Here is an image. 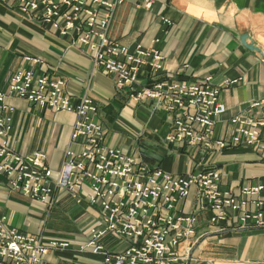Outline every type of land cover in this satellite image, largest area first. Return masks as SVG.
<instances>
[{
    "label": "built area",
    "instance_id": "built-area-1",
    "mask_svg": "<svg viewBox=\"0 0 264 264\" xmlns=\"http://www.w3.org/2000/svg\"><path fill=\"white\" fill-rule=\"evenodd\" d=\"M151 9L153 0H144ZM25 16L38 17L60 37L74 38L86 47L95 70L130 88V99L151 100L172 119L166 137L182 149L205 154L246 147L264 155V100L251 103L248 114L230 119L233 135L214 139L218 119L226 113L221 89L213 77L201 81L160 79L164 56L158 48L134 49L109 38L116 8L122 0H13ZM170 27L172 23L162 18ZM27 66L0 90V179L14 192L39 201L51 210L58 189L75 192L77 203L91 209L88 240L78 253L101 256L100 264H189L191 246L181 244L196 235L197 213L179 208L196 189L198 211L209 213L211 227L219 230L264 229V182L241 188H221V172L202 168L187 175L150 168L136 156L106 144L105 127L95 119L98 105L84 96L74 101L66 93V80L52 77L44 60L26 56ZM238 80L227 82V86ZM8 98L25 100L42 111L76 116L72 142L81 150H67L62 167L52 170L45 152L22 154L11 142L15 107ZM88 192H85V189ZM73 249L70 240L34 235L9 225L0 216V264H48L52 251Z\"/></svg>",
    "mask_w": 264,
    "mask_h": 264
},
{
    "label": "crops",
    "instance_id": "crops-1",
    "mask_svg": "<svg viewBox=\"0 0 264 264\" xmlns=\"http://www.w3.org/2000/svg\"><path fill=\"white\" fill-rule=\"evenodd\" d=\"M162 18L172 25L167 27ZM109 38L131 49L141 45L161 50L164 71L160 79L201 81L212 76L227 108L217 121L214 139H230V119L248 114L251 103L264 100V0H153L151 9L145 8L144 0H122ZM242 38L257 50L247 48ZM26 56L44 60L53 78L63 77L66 93L74 101L89 96L98 105L95 119L105 127L108 146L170 174L218 169L223 190L264 182V155L257 150L237 147L205 154L168 143L172 119L160 106L151 100L133 102L132 89H119L112 77L94 69L86 47L72 37L58 36L40 18L22 15L13 0H0L1 91L27 66ZM234 80L238 82L226 85ZM7 103L15 107L11 142L19 153L45 152L48 166L58 171L67 150H81L71 140L74 114L42 111L18 98H8ZM75 194L58 189L49 210L46 204L12 191L0 179V216L24 232L72 242L71 250L50 252L45 258L48 264H100L101 256L78 253L84 243L79 231L51 227L53 215L60 222L90 217L88 204L79 205ZM198 208L196 189H192L179 208L180 214L196 212L198 218L196 235L181 244L183 254L191 246L189 264H264V229L219 230L211 227L209 213ZM58 231L69 236L54 235Z\"/></svg>",
    "mask_w": 264,
    "mask_h": 264
},
{
    "label": "rangeland",
    "instance_id": "rangeland-1",
    "mask_svg": "<svg viewBox=\"0 0 264 264\" xmlns=\"http://www.w3.org/2000/svg\"><path fill=\"white\" fill-rule=\"evenodd\" d=\"M59 217H56L55 215L52 216L51 218V227H57V229L64 230V231H71V230H76L79 231L78 237L81 241L85 242L88 240V226L91 223L90 217H84L82 219H74L71 218L69 221L63 220L62 222L59 221ZM54 235H58L61 237H67L69 234L65 232H54Z\"/></svg>",
    "mask_w": 264,
    "mask_h": 264
},
{
    "label": "water",
    "instance_id": "water-1",
    "mask_svg": "<svg viewBox=\"0 0 264 264\" xmlns=\"http://www.w3.org/2000/svg\"><path fill=\"white\" fill-rule=\"evenodd\" d=\"M242 42H243V44H244L247 48L257 50V48H255V46H253V45H247V44H246V41H245V38H242Z\"/></svg>",
    "mask_w": 264,
    "mask_h": 264
}]
</instances>
